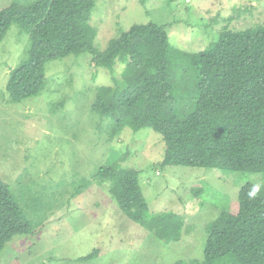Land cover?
<instances>
[{
  "label": "rangeland",
  "instance_id": "obj_1",
  "mask_svg": "<svg viewBox=\"0 0 264 264\" xmlns=\"http://www.w3.org/2000/svg\"><path fill=\"white\" fill-rule=\"evenodd\" d=\"M36 0H0V11ZM167 26L169 74L175 109L187 114L198 100L190 55L212 47L226 30L264 26V0H97L91 26L95 47L136 24ZM31 40L18 24L0 44V172L32 232L17 235L0 264H199L208 228L222 211H235L247 184L264 186V173L164 166L166 145L151 128H118L93 112L100 87L121 86L125 65L96 67L92 55H70L46 65L36 97L15 103L7 90L13 70L28 57ZM120 164L139 171L148 219L176 214L180 241L132 221L94 176ZM90 257L91 259H87ZM223 264H236L229 257Z\"/></svg>",
  "mask_w": 264,
  "mask_h": 264
},
{
  "label": "trees",
  "instance_id": "obj_2",
  "mask_svg": "<svg viewBox=\"0 0 264 264\" xmlns=\"http://www.w3.org/2000/svg\"><path fill=\"white\" fill-rule=\"evenodd\" d=\"M96 4L36 0L0 11V44L14 24L31 40L27 59L8 81L11 101L40 94L49 62L89 53L96 67L113 72L119 63L125 65L123 84L100 87L93 112L112 120L118 132L129 126L159 133L166 145L164 166L264 173V26L226 30L212 47L188 57L197 72L199 97L189 113L178 114L167 26L136 24L99 51L94 45L97 30L90 24ZM139 174L117 163L101 168L94 180L110 185V193L132 221L157 231L168 243L180 241V216L165 213L148 219ZM31 232L0 172V253L15 236ZM229 257L236 264H264V186L245 185L235 211H222L208 228L199 264H223Z\"/></svg>",
  "mask_w": 264,
  "mask_h": 264
}]
</instances>
